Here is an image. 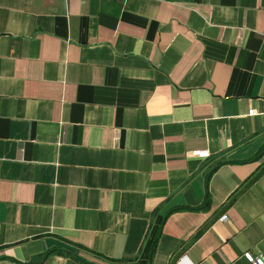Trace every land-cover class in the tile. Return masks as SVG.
Returning <instances> with one entry per match:
<instances>
[{
  "label": "crops",
  "instance_id": "crops-1",
  "mask_svg": "<svg viewBox=\"0 0 264 264\" xmlns=\"http://www.w3.org/2000/svg\"><path fill=\"white\" fill-rule=\"evenodd\" d=\"M246 253L264 256V0H0V264Z\"/></svg>",
  "mask_w": 264,
  "mask_h": 264
},
{
  "label": "built area",
  "instance_id": "built-area-1",
  "mask_svg": "<svg viewBox=\"0 0 264 264\" xmlns=\"http://www.w3.org/2000/svg\"><path fill=\"white\" fill-rule=\"evenodd\" d=\"M195 154L206 157L208 155V151H196ZM245 256L252 262V264H264V256L262 254L246 253Z\"/></svg>",
  "mask_w": 264,
  "mask_h": 264
}]
</instances>
